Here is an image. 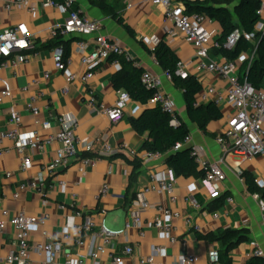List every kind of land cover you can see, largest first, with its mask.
Listing matches in <instances>:
<instances>
[{
	"label": "crops",
	"instance_id": "obj_1",
	"mask_svg": "<svg viewBox=\"0 0 264 264\" xmlns=\"http://www.w3.org/2000/svg\"><path fill=\"white\" fill-rule=\"evenodd\" d=\"M6 0H0V8ZM42 4L46 0H35ZM204 1V0H190ZM261 22L264 23V0ZM76 0L77 8L92 19L102 22L101 32L109 39L119 42L126 52L130 53L136 63L144 71L163 76L165 71L154 64L153 51L164 41L179 57L180 61L188 62L193 58L194 49L183 38L168 40L165 37L164 11L149 0ZM66 16L56 9H42L38 15H31L26 11L15 10L12 13L0 12L1 29H9L20 23H25L31 33L35 35L38 52L30 60L15 69L0 72V93L11 91L13 97L0 103V136L12 129L9 123L10 116L17 113L23 118L22 134L38 132L45 141L49 135L59 130L58 119L67 115L78 123L77 136L82 140H101L102 144L109 145L113 150L123 144L129 145L138 153L143 151L147 135L140 136L132 127V120L141 116L144 111L137 103L131 101L124 120L111 125L97 107L104 104L112 107L117 100L118 91L114 86V77L121 70L111 62L104 63L96 71L95 77L87 82L76 81L66 88V77L55 71V63L60 52L64 59L72 58V72L82 76L85 69L80 65L77 54L78 42H91L92 38L71 36L68 38H50L48 31L62 25ZM235 22L238 20L235 18ZM214 28L220 36L221 28L215 22ZM216 38V40H217ZM144 39L156 40L158 45L149 46ZM57 41L55 46L51 43ZM40 49V50H39ZM90 50H93L90 47ZM68 55L67 57H65ZM211 58L216 59L211 51ZM248 53L239 60L240 66L246 62ZM50 72L51 78L45 79L44 74ZM203 91L214 87L225 92L229 83L212 75H203L198 78ZM164 90L173 98L177 113L191 131L192 145L202 152L204 158L211 165L219 164L223 158L219 136L227 129V119L231 115L228 104L219 106L223 118L213 121L208 126V135L202 132L196 124L189 120L183 92L174 82L164 81ZM202 93V92H201ZM198 95V103H200ZM42 110L40 119L52 120L54 128L45 131L37 126L27 112V105L32 99ZM97 102V107L91 108L90 100ZM61 148L60 143H53L47 147L45 153L29 152L32 159V168L21 170V156L16 151L15 143L6 140L0 142V218L3 209L13 215L25 212L29 216L41 217L45 212L50 213L47 231L51 239H59L63 233L69 232L75 239L76 229L83 224L86 217H92L97 225L90 233H85L83 246L78 247L74 242L65 244V252L74 258L89 253L100 245L99 226L105 224L114 230H121L127 221L138 210L135 206L137 194L147 187L154 175L167 177L175 181L177 203L172 204L168 196L147 195L150 208L141 212L146 226L157 220H165L156 207L163 206L173 212L180 213L182 218L165 220L166 225L172 226L171 236L176 239L172 244L167 235L149 228L145 238H140L137 229H131L118 241L116 252L125 246L134 249L132 257H123L122 264H140L142 258L153 253V248L163 247L165 252L155 258L156 264H179L183 256H196V264H209L208 254L228 250L233 264H247L253 258L257 249L264 252V200L258 195L251 194L242 176L236 172L235 165L240 164L243 173L252 175L256 180L264 182V156L251 159L230 154L226 164H220L225 179L221 183H212L205 179L194 177L177 178L167 165L168 155H162L159 160L142 164V168L133 178V161L127 152H121L113 157H107L97 162L94 167H87L84 173L79 172L80 163L70 161L59 169L53 176H49L45 167L54 159L56 152ZM82 156H88L80 148ZM94 154V153H93ZM96 155V154H94ZM90 155V156H94ZM43 174L47 181V199L52 207L45 209L42 205V196L36 191H22L21 185L30 182ZM104 185L109 186L108 194L101 196ZM19 195L18 199L14 196ZM223 199V200H222ZM232 199L233 202L229 200ZM200 208H196L195 205ZM63 205L64 210L59 206ZM80 214V215H78ZM218 214L219 218H215ZM195 227L201 230L196 231ZM240 231L241 235L224 244L222 241H211L209 235L218 232ZM34 241H40L39 233L33 235ZM14 248L13 234H0V258L4 259ZM45 255L31 256V264H46ZM109 257H103L100 264H110ZM65 263V256L58 260ZM5 264V263H3ZM90 264V261H88Z\"/></svg>",
	"mask_w": 264,
	"mask_h": 264
},
{
	"label": "built area",
	"instance_id": "obj_2",
	"mask_svg": "<svg viewBox=\"0 0 264 264\" xmlns=\"http://www.w3.org/2000/svg\"><path fill=\"white\" fill-rule=\"evenodd\" d=\"M96 2L100 0H90ZM155 6L161 7L164 11V32L168 40L175 38H183L184 41L191 45L194 49L193 58L184 62L181 61L174 73L165 72L163 76L157 75L150 70H146L142 74V83L144 86L154 91L153 98L150 101L151 106H159L165 114L171 118V124L178 127L181 124V118L177 113V109L173 98L164 90V81L174 82V77L183 80L190 77L199 78L203 75H212L229 83V88L225 91H219L214 87L202 91L199 104H207L215 102L218 106L228 104L231 108V115L227 119V129L217 142L220 145L223 158L219 164L211 165L207 161L200 149L192 145V137L189 135L182 143H178L174 148V152H178L184 148L191 149V155L195 160L198 168L204 170L206 179L212 183H221L225 176L220 164L225 165L226 159L232 153L251 159L257 156H264V88L257 90L245 78L240 77L239 60L231 61L224 56L216 59L211 58V51L220 48L217 43L218 32L214 28L215 22L204 15L197 13L188 14L186 6L180 0H149ZM129 7H131L129 0ZM56 9L66 16V20L62 25L54 27L48 31L50 38H68L71 36H80L83 38H92L91 42H78L77 54L79 56L80 65L85 69V74L79 76L71 71L74 64L72 58L64 59L63 54L60 55L55 63V71L62 73L66 77V88L63 93L68 92V87L76 81L87 83L91 81L96 74L98 68L104 63L111 62L114 66H120L119 57L123 56L127 61L133 62L135 67H139L134 57L126 52L123 46L109 39L104 35L102 30V22L92 19L85 13H82L76 5V0H46L39 4L35 0H6L2 3L0 12L12 13L15 10L26 11L31 15H38L42 9ZM263 9L260 11L262 15ZM257 33H264V23L260 22L256 26ZM245 40L253 44L254 48L248 52L246 62L250 67L256 57L257 42L254 35L236 31L224 44V48L228 51L234 50L241 40ZM144 42L152 46L158 45V41L144 39ZM90 47L93 50H90ZM38 44L25 23H20L9 29H1L0 27V72L18 68L26 64L30 58L36 54ZM247 54V53H245ZM154 64L159 65V61L154 57ZM245 62V63H246ZM51 73L44 74L45 79L51 78ZM13 97L11 91L0 93V103ZM130 95L124 91H118L117 100L112 107H106L97 102L90 100L91 108L97 107V110L108 119L111 125L121 123L125 118V111L131 103ZM36 99H32L27 105V112L37 126L45 131H51L53 121L40 119L42 109L36 104ZM59 130L55 134H51L43 141L38 132L22 134L21 128L24 123L22 116L13 113L10 116L9 123L11 130L4 132L0 136V142L10 140L15 143L16 151L21 156V170L28 171L32 168V159L29 155L31 151L45 153L47 147L53 143H60L61 148L58 149L54 159L45 167L49 176H53L59 169L67 165L70 161L76 160L80 163L79 172L84 173L87 167H94L98 161L113 157L121 152H127L132 159H138L142 164L154 162L160 159L162 155L155 153L142 152L138 153L132 150L129 145L123 144L119 149L113 150L109 145L102 144L101 140H82L76 134L78 123L75 119L62 115L58 119ZM88 156H82L80 148ZM96 155H94V154ZM94 155V156H90ZM240 164H236V172L242 176ZM257 185L264 189V182L256 180ZM47 181L43 174L30 182L21 185L22 191H36L43 200L42 205L45 209L52 207L47 199ZM109 186L104 185L101 190V196L108 194ZM165 195L168 196L170 203H177L175 181L167 177H159L154 175L151 183L137 194L135 206L137 211L126 222L125 227L121 230H114L108 227L103 221L99 226L100 245L92 250L87 257L79 255L73 257L65 252V244L74 242L78 247L83 246V237L85 233L92 232L97 225L92 217H86L83 224L77 229V237L73 239L69 232H65L59 239H51L47 231L50 221V213L45 212L41 217L29 216L25 212L13 215L9 210L3 209L0 218V234H13L14 248L9 251L4 259L0 258V264H31V256L45 255L47 257L46 264H59L58 260L65 256L64 264H100L103 257H109L110 264H122L123 257H132L134 249L131 246H125L120 249V253L116 252L119 239L126 234L128 230L137 229L140 238H145L146 230L153 228L169 237L172 244L176 243V239L171 236L172 226L166 225L165 220L170 221L173 218L180 220L182 215L173 212L171 209L163 206L156 207V210L165 217V220H157L154 224L146 226L143 222L141 212L150 208V202L147 195ZM15 199L19 195L14 196ZM233 202L232 199L229 200ZM196 208H200L197 204ZM60 210H64L63 205L59 206ZM80 215V214H78ZM215 218H219L216 214ZM264 224V215H263ZM196 231H200L199 227H195ZM39 233L40 241H34L33 235ZM163 247L153 248V253L140 260V264H156L155 258L165 252ZM253 257L264 260V252L257 249L253 253ZM209 264H221L220 256L217 250L208 254ZM198 258L196 256H183L179 264H196Z\"/></svg>",
	"mask_w": 264,
	"mask_h": 264
},
{
	"label": "trees",
	"instance_id": "obj_3",
	"mask_svg": "<svg viewBox=\"0 0 264 264\" xmlns=\"http://www.w3.org/2000/svg\"><path fill=\"white\" fill-rule=\"evenodd\" d=\"M180 1L186 6L188 14L197 13L204 15L219 24L221 33L217 38V43H219L220 48L213 50L215 57L224 56L231 61H237L243 54L250 52L254 46L243 39L234 50L228 51L224 48L227 39L236 31L254 35L258 47L256 57L250 67H248L247 62L240 66V77L245 78L257 90L263 89L264 33L256 32V26L261 22L262 0ZM235 17L238 23L235 22ZM56 42L53 41L51 45L55 46ZM153 54L165 72L174 73L177 65L181 62L176 53L164 41L156 47ZM119 61L121 70L114 77L115 89L117 91H126L133 102L144 108L141 116L131 122L137 134L148 136L145 140L143 151L168 155L167 165L177 178L194 177L196 179H205L206 173L198 168L191 155L190 148H184L178 152L173 151V148L178 143H182L191 134L187 124L181 120V124L178 127H174L171 124V118L163 112L161 107L151 106L150 101L153 98L154 91L147 89L142 83L144 70L135 67L133 62L127 61L123 56L119 57ZM174 84L183 92L189 120L208 135V126L213 121L223 118L220 107L215 102L198 103L197 97L203 91V87L197 78L190 77L183 80L174 77ZM130 164L133 166V178H135L137 172L142 168V162L135 159L130 161ZM242 177L248 186L249 192L260 196L264 200V189L257 185L256 179L248 173H243ZM240 235V231L218 232L209 235L207 239L228 244ZM219 256L221 264H233L228 250L219 252ZM247 264H264V260L253 257Z\"/></svg>",
	"mask_w": 264,
	"mask_h": 264
},
{
	"label": "rangeland",
	"instance_id": "obj_4",
	"mask_svg": "<svg viewBox=\"0 0 264 264\" xmlns=\"http://www.w3.org/2000/svg\"><path fill=\"white\" fill-rule=\"evenodd\" d=\"M236 18V17H235Z\"/></svg>",
	"mask_w": 264,
	"mask_h": 264
}]
</instances>
